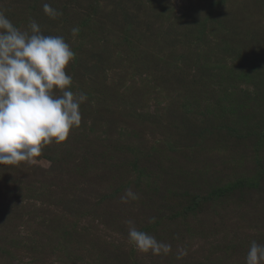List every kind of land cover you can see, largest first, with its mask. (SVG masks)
Wrapping results in <instances>:
<instances>
[{
  "label": "rangeland",
  "instance_id": "obj_1",
  "mask_svg": "<svg viewBox=\"0 0 264 264\" xmlns=\"http://www.w3.org/2000/svg\"><path fill=\"white\" fill-rule=\"evenodd\" d=\"M0 10L63 36L71 90L87 94L66 141L0 165V264H245L264 244V0ZM129 188L139 199L122 203ZM129 220L171 250H138Z\"/></svg>",
  "mask_w": 264,
  "mask_h": 264
},
{
  "label": "clouds",
  "instance_id": "obj_2",
  "mask_svg": "<svg viewBox=\"0 0 264 264\" xmlns=\"http://www.w3.org/2000/svg\"><path fill=\"white\" fill-rule=\"evenodd\" d=\"M42 8L49 18L63 15L48 3ZM71 31L76 34L79 28ZM75 55L63 36L45 35L35 20L22 30L0 10V165L36 163L45 146L66 141L81 125L87 94L71 90L73 79L66 72ZM120 199L128 203L139 196L129 188ZM127 224L128 238L138 250H171L133 221ZM245 264H264V244L250 243Z\"/></svg>",
  "mask_w": 264,
  "mask_h": 264
}]
</instances>
